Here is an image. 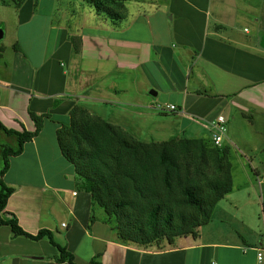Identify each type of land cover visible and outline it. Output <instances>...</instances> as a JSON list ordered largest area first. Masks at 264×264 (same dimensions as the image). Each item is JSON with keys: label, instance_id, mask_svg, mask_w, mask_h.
<instances>
[{"label": "crops", "instance_id": "crops-1", "mask_svg": "<svg viewBox=\"0 0 264 264\" xmlns=\"http://www.w3.org/2000/svg\"><path fill=\"white\" fill-rule=\"evenodd\" d=\"M63 3L67 20L49 25L48 40L54 36L56 42L44 47L37 63L31 44L23 47L15 40L7 56L0 48V122L31 131L29 110L49 114L39 134L9 158L2 180L14 191L3 218L14 214L31 234L50 230L78 264L98 252L101 264H264V251L257 257L264 249V0H126L125 18L118 22L81 0ZM74 55L79 74L73 84L66 68ZM141 79L152 89L136 90L132 100L131 90ZM80 103L121 105L140 123L154 111L161 116L157 128L170 129L171 137L208 143L207 129L192 117L226 118L222 149L230 158L233 187L197 237L146 247L117 240L104 210L78 187L74 167L57 145L56 129ZM152 103L179 110L158 112L148 107ZM110 111L108 121L121 126V116ZM4 145L15 147L16 138L0 129L2 159ZM235 148L239 152L230 156ZM58 255L47 238L32 240L0 225V264H68L57 261Z\"/></svg>", "mask_w": 264, "mask_h": 264}, {"label": "trees", "instance_id": "trees-1", "mask_svg": "<svg viewBox=\"0 0 264 264\" xmlns=\"http://www.w3.org/2000/svg\"><path fill=\"white\" fill-rule=\"evenodd\" d=\"M81 1L111 21L125 18L126 0ZM56 103L55 99L53 105ZM29 115L35 126L31 131L8 129L0 122V129L16 138L15 147L2 148L0 225L32 240L45 237L57 248V261L78 264L50 230L31 234L20 227L14 214L3 218L14 191L2 180L9 158L22 152L49 117L30 110ZM56 141L63 158L74 167L78 187L104 210V221L122 243L146 247L164 240L172 244L181 236L197 237L198 228L210 221L217 202L233 187L228 153L222 147L187 137L144 143L78 105L70 108L68 122L56 129ZM261 215L264 220V202ZM100 256L96 253L86 264H101Z\"/></svg>", "mask_w": 264, "mask_h": 264}, {"label": "rangeland", "instance_id": "rangeland-1", "mask_svg": "<svg viewBox=\"0 0 264 264\" xmlns=\"http://www.w3.org/2000/svg\"><path fill=\"white\" fill-rule=\"evenodd\" d=\"M63 7L67 8L64 5L63 0H17V3L13 2L12 0H5L4 5L0 7V29H2L3 31V37L2 39H0V48H2V50H4V48L6 49L5 53L7 56V52L15 40H17L18 43L23 47L31 44V53L35 50V54L32 57V62L37 63L43 54L44 47L46 48L47 46H49V49L50 47L53 48L56 42L53 39L54 36H52L48 40L49 35H47V32L49 25L59 20H67L66 11L63 10L61 13ZM32 10H34V14H32L31 16ZM29 18H31L30 21L27 24H24V22H26L25 20ZM76 18L78 20V17ZM73 22L74 21L70 19L69 23L72 24ZM76 47L77 46L74 42V48L76 49ZM77 65V57L74 55V59L69 68L66 66V69L69 73V78L73 80V84L76 75L79 74ZM90 66L91 64H89V68ZM137 74L138 76L140 74L138 68ZM142 82L143 80L141 79L140 83L137 84V86L133 87V89L131 90L130 99L133 100L137 98L136 90H140L143 87L145 89H152L150 86H146V84L143 85ZM100 83L101 82L97 84ZM72 92H75L74 86ZM71 95L73 100H76L75 93ZM125 97L128 98L127 94L125 95ZM76 105L85 108L91 115L99 116L106 121H108V114L111 113L110 110H113L112 114L121 116L119 118L121 126L115 125L111 122L110 123L117 126L122 131L135 137L136 139L143 141L144 143L154 141L153 139L167 140L170 138H177V136L171 137L172 132L170 129L161 131L160 128H157L158 125L161 124V122H158L161 116L157 113H154V111H149L150 113H152V115L149 116L146 123H140L134 112L129 113V109H126L124 111L123 109H121V107H119L121 105H116L113 108H110L106 105L104 107L98 106L99 104L95 103H80ZM158 105L160 104L152 103L149 104L148 107L158 110ZM124 112L126 115L125 119L123 118ZM158 112L166 111L158 110ZM128 113L130 117L127 116ZM236 152H239L237 148H235V151L231 149L229 152L230 156H232ZM2 165L3 159L0 157V167H2Z\"/></svg>", "mask_w": 264, "mask_h": 264}, {"label": "built area", "instance_id": "built-area-1", "mask_svg": "<svg viewBox=\"0 0 264 264\" xmlns=\"http://www.w3.org/2000/svg\"><path fill=\"white\" fill-rule=\"evenodd\" d=\"M157 109L166 112H174L179 110L175 104L171 103L160 104L157 106ZM192 120L201 124L205 129H207L210 142L214 147L220 148L223 146L227 131V120L223 115L218 114L211 119L205 120L192 117ZM262 251H264L263 248L258 250V259H261L263 253Z\"/></svg>", "mask_w": 264, "mask_h": 264}, {"label": "water", "instance_id": "water-1", "mask_svg": "<svg viewBox=\"0 0 264 264\" xmlns=\"http://www.w3.org/2000/svg\"><path fill=\"white\" fill-rule=\"evenodd\" d=\"M2 37H3V31H2V29H0V39H2ZM149 93L152 94V95L156 94V92L153 91V90L149 91Z\"/></svg>", "mask_w": 264, "mask_h": 264}]
</instances>
